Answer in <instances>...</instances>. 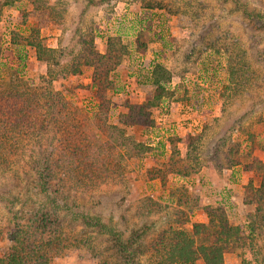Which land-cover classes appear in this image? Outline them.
<instances>
[{
    "label": "rangeland",
    "instance_id": "rangeland-1",
    "mask_svg": "<svg viewBox=\"0 0 264 264\" xmlns=\"http://www.w3.org/2000/svg\"><path fill=\"white\" fill-rule=\"evenodd\" d=\"M57 1L56 22L42 24L39 30L46 46L56 48L62 28L75 24L82 30L93 28L100 52L107 36L118 35L127 46L120 68L111 74L113 89L104 94L102 102L91 87V68L52 79L47 63L36 58L33 48L25 47L19 56L12 43L29 34L33 21L19 13L24 3L17 0L0 6V71L4 77L21 69L30 85L61 91L90 113L98 110V102L106 104L107 97L109 122L117 125V117L125 114L129 105L149 104L146 113L152 123L147 128L121 126L126 136L148 148L142 149L140 158L121 159L131 175L126 185L115 186L109 180L77 192L69 181L64 185L68 196L60 197L70 208L64 213V227L78 238L77 247L69 254L53 257L49 264H123L111 246L109 230L124 231L123 236L139 232L141 252L136 263L149 264L155 242L171 222L182 212H187L192 221H202L206 218L202 207L207 204L223 206L229 222L243 226L248 237L245 248L223 255L224 264H264V209L254 215V205H244L247 176L239 166L216 170L208 156L213 137L226 133L241 148L253 146L251 155L264 163V66L260 65L261 60L264 62V38L253 39L262 31L243 14L264 18V0ZM215 36L219 38L209 39ZM157 63L167 71L161 77L164 92L155 89L150 79ZM158 90L163 92L159 99L154 97ZM232 122L236 123L228 129ZM192 138L200 139L195 147ZM174 143L178 159L185 158L184 164L197 168L198 175L191 173L183 178L173 171L164 174V180L152 178V174H158L157 169L167 172ZM31 151L27 145L12 170L0 172V222L8 226H13V220L5 207L7 200L14 202L13 210L24 216L23 220L36 210L44 213L47 209L46 201L35 193V181L27 165L29 154L37 157L42 151ZM120 153L126 154L122 149ZM224 157L222 153L220 158ZM184 198L187 203L181 204ZM73 212L99 214L105 230L87 224L79 213L74 217ZM255 224L259 229L252 230ZM9 246L5 238L0 239V255Z\"/></svg>",
    "mask_w": 264,
    "mask_h": 264
},
{
    "label": "trees",
    "instance_id": "trees-1",
    "mask_svg": "<svg viewBox=\"0 0 264 264\" xmlns=\"http://www.w3.org/2000/svg\"><path fill=\"white\" fill-rule=\"evenodd\" d=\"M17 1L24 3L19 13L30 16L28 18L33 21L29 34L19 36L18 41L12 43L19 56L25 47L33 48L36 58L47 63V72L52 79H64L68 75L79 74L83 67L91 68V87L103 102L104 94L113 89L111 74L120 68L121 58L127 51L120 36H107L104 50L100 52L95 45L93 28L87 26L82 30L75 24L74 27L69 25L62 28L56 48L48 47L41 40L39 30L42 24L56 22L58 11L55 8L58 9L59 1ZM12 2L14 0H0V6ZM243 14L253 19L258 26L256 29L262 31V34H255L253 39L259 41L264 38V18L259 14ZM205 32L202 30V37H205ZM260 65L264 66L262 60ZM166 73L163 65L155 64L150 77L155 89L161 88L164 92L161 77L164 78ZM163 92L158 90L154 97L159 99ZM106 99V104L98 102V110L90 113L89 109L83 110L75 105L61 91L30 85L21 69L16 68L7 78L0 71V172L12 170L16 157L27 145L34 152L41 150L37 157L29 154L27 165L35 181V193L47 205L46 212L36 210L28 220H23L24 216L13 210L14 202L7 200L8 206L5 207L7 213L12 214L13 226L0 222V239L5 238L10 243L0 255V264H49L53 257L76 251L78 238L64 227V213L70 209L61 198V195L68 196L63 190L65 184L72 183V190L77 192L94 189L109 180L115 186L126 185L130 181L131 175L121 159L140 158L144 154L142 149L148 148L126 136L121 126L137 124L147 128L152 123L146 113L150 105H129L127 112L117 117V125L109 122L110 103ZM235 123L232 122L228 129ZM213 138L209 143L212 151L208 156L215 169L241 167L248 178L243 203L254 205V215H259L264 209V163L251 155L253 146L241 148L238 142L230 141L226 133ZM198 143L199 138L191 139L194 147ZM120 149L127 155L121 154ZM171 151L172 155L166 163L167 172L157 169L158 174H152V178L164 180V174L173 171L177 176L186 178L198 172L197 168L184 164L185 158L178 159L175 143ZM231 151L234 154H230ZM222 153L225 156L223 159L220 158ZM54 169L57 173H54ZM185 203L184 198L181 204ZM202 208L207 217L205 222L192 221L187 212L180 213L171 222L165 234L155 242L149 264H224L225 253L246 247L248 237L244 227L232 225L223 206L207 204ZM78 213L87 224L105 230L106 224L99 214ZM78 213L72 214L76 217ZM261 215L263 217L264 213ZM50 216L56 219L47 221ZM121 218L126 226L127 219L123 212ZM255 226H251L252 230L259 229L257 224ZM108 232L118 260L123 264H137L136 259L141 252L140 233L134 230L128 236H123L124 231Z\"/></svg>",
    "mask_w": 264,
    "mask_h": 264
},
{
    "label": "crops",
    "instance_id": "crops-1",
    "mask_svg": "<svg viewBox=\"0 0 264 264\" xmlns=\"http://www.w3.org/2000/svg\"><path fill=\"white\" fill-rule=\"evenodd\" d=\"M198 174H196V176H197ZM203 184V183H202ZM209 203V202H208ZM206 216V215H205ZM207 220V217L206 218H204L202 221H198V222H205Z\"/></svg>",
    "mask_w": 264,
    "mask_h": 264
},
{
    "label": "built area",
    "instance_id": "built-area-1",
    "mask_svg": "<svg viewBox=\"0 0 264 264\" xmlns=\"http://www.w3.org/2000/svg\"><path fill=\"white\" fill-rule=\"evenodd\" d=\"M87 106V105H86ZM88 107V106H87Z\"/></svg>",
    "mask_w": 264,
    "mask_h": 264
}]
</instances>
